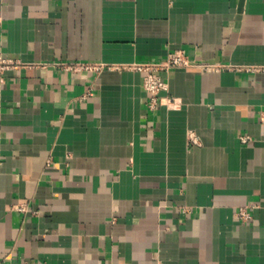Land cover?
<instances>
[{
    "label": "crops",
    "instance_id": "obj_1",
    "mask_svg": "<svg viewBox=\"0 0 264 264\" xmlns=\"http://www.w3.org/2000/svg\"><path fill=\"white\" fill-rule=\"evenodd\" d=\"M0 52V264H264V0H0Z\"/></svg>",
    "mask_w": 264,
    "mask_h": 264
},
{
    "label": "built area",
    "instance_id": "obj_2",
    "mask_svg": "<svg viewBox=\"0 0 264 264\" xmlns=\"http://www.w3.org/2000/svg\"><path fill=\"white\" fill-rule=\"evenodd\" d=\"M21 63L18 60L6 58L0 52V73L12 68H17ZM185 66H199L205 70H218L222 66L215 63H197L195 60L187 54L184 49H177L167 56V58L156 62H145L141 64H135L134 67L144 72L143 87L149 94L148 106L151 110H155L159 105L174 104L176 100L169 98L168 96H162L163 91H167L169 88L168 81L165 80L160 73L169 72L173 68L185 67ZM66 67L72 71L80 70H96L99 71L103 68L102 64H88V63H72L66 64ZM192 139L196 142V138L192 134ZM244 141H248L249 136L242 138ZM14 208L21 212H26L28 206L26 204H17ZM238 217L243 220H249L251 218L247 207L240 208Z\"/></svg>",
    "mask_w": 264,
    "mask_h": 264
}]
</instances>
